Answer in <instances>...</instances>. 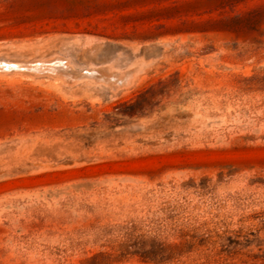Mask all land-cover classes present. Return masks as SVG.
<instances>
[{"label": "rangeland", "instance_id": "rangeland-1", "mask_svg": "<svg viewBox=\"0 0 264 264\" xmlns=\"http://www.w3.org/2000/svg\"><path fill=\"white\" fill-rule=\"evenodd\" d=\"M0 264H264V0H0Z\"/></svg>", "mask_w": 264, "mask_h": 264}]
</instances>
